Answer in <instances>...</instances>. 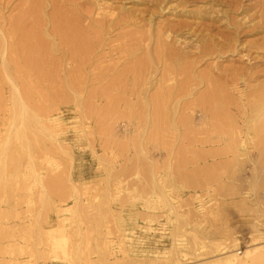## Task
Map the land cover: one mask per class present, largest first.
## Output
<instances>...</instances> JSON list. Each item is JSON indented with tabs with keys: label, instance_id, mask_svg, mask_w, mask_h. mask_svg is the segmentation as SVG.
Wrapping results in <instances>:
<instances>
[{
	"label": "bare ground",
	"instance_id": "1",
	"mask_svg": "<svg viewBox=\"0 0 264 264\" xmlns=\"http://www.w3.org/2000/svg\"><path fill=\"white\" fill-rule=\"evenodd\" d=\"M97 7L92 13L81 0H0V86L9 90L13 121L21 125L16 136L24 140L38 127L59 141L66 135L59 123L64 106L77 109L80 118L103 102L123 107L125 95L140 93L127 88L135 75L136 88L156 89L144 98L147 124L165 116L186 154L192 148L196 170L221 172L210 186L264 187V5L252 10L241 0H116ZM165 16L170 20L161 21ZM180 41L190 42L194 52L184 54ZM157 71L160 79L153 78ZM37 88H50L58 104L47 117L36 115L22 92ZM247 169L251 177L244 176ZM252 227L241 233L253 240L217 245L225 257L210 264H264V246L257 243L262 238L253 235L259 228ZM199 245L208 246L203 240ZM173 246L178 256L185 250L177 239Z\"/></svg>",
	"mask_w": 264,
	"mask_h": 264
},
{
	"label": "rangeland",
	"instance_id": "2",
	"mask_svg": "<svg viewBox=\"0 0 264 264\" xmlns=\"http://www.w3.org/2000/svg\"><path fill=\"white\" fill-rule=\"evenodd\" d=\"M81 1L92 13L98 4L116 3ZM241 1L252 10L264 5ZM180 43L184 54L194 52L190 42ZM134 77L127 88L140 93L124 94L123 107L103 102L80 118L77 109L64 106L59 123L66 135L59 141L38 127L20 140L9 90L0 86V159H6L0 165V264H210L225 257L217 245L253 240L241 228L254 225L264 246V187L210 186L221 172L196 170L192 148L186 154L165 116L147 124L144 98L156 89L136 88ZM22 92L36 115L47 117L58 107L50 88ZM243 174L252 175L249 169ZM176 239L185 246L179 256ZM201 240L208 244L204 249ZM245 246L236 249L244 252ZM183 254L188 256L178 262Z\"/></svg>",
	"mask_w": 264,
	"mask_h": 264
}]
</instances>
